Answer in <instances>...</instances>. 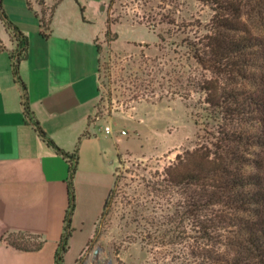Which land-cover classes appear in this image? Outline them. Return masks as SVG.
Listing matches in <instances>:
<instances>
[{
  "label": "rangeland",
  "instance_id": "374dc122",
  "mask_svg": "<svg viewBox=\"0 0 264 264\" xmlns=\"http://www.w3.org/2000/svg\"><path fill=\"white\" fill-rule=\"evenodd\" d=\"M36 1L47 20L59 0L48 7L45 0ZM209 1L107 0L106 24L97 10L87 11L97 28L105 27L97 38L101 54L99 100L91 121L102 138L99 149L108 155L91 160L94 155L86 154L78 170L79 189L73 180V216L77 213L86 224L78 242L92 224L86 205L89 194L97 195L102 187L112 185L115 177L116 184L77 264H179L176 256L182 247L156 237L152 219L158 222L165 201L152 192L151 185L178 156L203 142L206 131H217L220 122L210 118L198 87L190 86L189 97H181L189 89L185 77L212 76L183 45V40L197 41L207 34L214 14ZM105 126H111L112 131L106 133ZM147 232L153 236L148 238ZM19 240L34 245L40 239L26 236ZM95 249L99 251L96 255ZM76 257L75 250L70 251L66 264H76Z\"/></svg>",
  "mask_w": 264,
  "mask_h": 264
},
{
  "label": "trees",
  "instance_id": "16d2710c",
  "mask_svg": "<svg viewBox=\"0 0 264 264\" xmlns=\"http://www.w3.org/2000/svg\"><path fill=\"white\" fill-rule=\"evenodd\" d=\"M209 3L214 14L207 34L197 41L183 40V45L190 51V57L212 76L185 77L189 89L181 97H189L190 86L198 87L211 112L210 118L220 122L217 131H206L203 142L178 156L161 172V179L153 182L152 192L164 199L165 211L159 213L158 222L154 218L152 221L158 232L156 237L162 243L182 247L176 256L179 264H264V0H210ZM53 12L47 20L41 16L46 28ZM0 17L19 42L11 57L15 78L25 91L26 115L41 137L69 162V206L56 253V264H64L73 232V180L79 147L89 132L85 130L75 149L68 152L33 118L26 85L19 73L20 61L27 57L28 38L9 19L2 0ZM107 25L109 35L111 28ZM115 184L116 177L99 218L105 214ZM26 236L38 237L13 232L3 239L22 250L41 248L43 240L34 245L19 240ZM146 236L151 238L153 234L147 232Z\"/></svg>",
  "mask_w": 264,
  "mask_h": 264
},
{
  "label": "crops",
  "instance_id": "0c3cea01",
  "mask_svg": "<svg viewBox=\"0 0 264 264\" xmlns=\"http://www.w3.org/2000/svg\"><path fill=\"white\" fill-rule=\"evenodd\" d=\"M52 2L45 0L47 7ZM86 2L59 0L46 28L38 1L2 0L9 19L28 38L27 57L20 61L19 73L33 118L68 152L75 149L85 130L89 132L79 147L74 175L78 189V170L85 155L92 153L91 160L108 155L99 149L102 138L91 121L99 100L97 38L105 27L97 28L86 15L95 9L106 24L107 0ZM18 47L12 28L0 17V264H56L69 206V162L41 137L26 115L25 91L15 78L11 57ZM114 181L101 186L97 195L89 194L86 205L92 224L82 242L77 237L86 224L77 213L73 216L64 264L70 251L75 250L77 260L89 246ZM13 232L36 235L43 244L38 250L19 249L3 239Z\"/></svg>",
  "mask_w": 264,
  "mask_h": 264
},
{
  "label": "built area",
  "instance_id": "2783aa9c",
  "mask_svg": "<svg viewBox=\"0 0 264 264\" xmlns=\"http://www.w3.org/2000/svg\"><path fill=\"white\" fill-rule=\"evenodd\" d=\"M105 131L106 132H110L111 131V127L110 126H105ZM124 132V131H123Z\"/></svg>",
  "mask_w": 264,
  "mask_h": 264
},
{
  "label": "water",
  "instance_id": "95a60500",
  "mask_svg": "<svg viewBox=\"0 0 264 264\" xmlns=\"http://www.w3.org/2000/svg\"><path fill=\"white\" fill-rule=\"evenodd\" d=\"M98 252H99L98 249H95V250H94L95 255H96Z\"/></svg>",
  "mask_w": 264,
  "mask_h": 264
},
{
  "label": "bare ground",
  "instance_id": "6f19581e",
  "mask_svg": "<svg viewBox=\"0 0 264 264\" xmlns=\"http://www.w3.org/2000/svg\"><path fill=\"white\" fill-rule=\"evenodd\" d=\"M87 264H94V262L93 261H89V262H87Z\"/></svg>",
  "mask_w": 264,
  "mask_h": 264
}]
</instances>
